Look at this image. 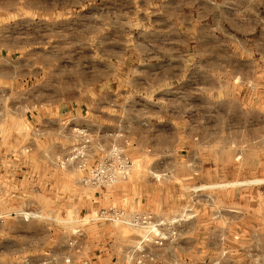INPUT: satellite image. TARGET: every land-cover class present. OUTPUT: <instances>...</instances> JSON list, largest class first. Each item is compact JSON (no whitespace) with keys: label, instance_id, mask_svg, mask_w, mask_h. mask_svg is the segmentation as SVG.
I'll return each instance as SVG.
<instances>
[{"label":"rangeland","instance_id":"rangeland-1","mask_svg":"<svg viewBox=\"0 0 264 264\" xmlns=\"http://www.w3.org/2000/svg\"><path fill=\"white\" fill-rule=\"evenodd\" d=\"M0 264H264V0H0Z\"/></svg>","mask_w":264,"mask_h":264},{"label":"crops","instance_id":"crops-1","mask_svg":"<svg viewBox=\"0 0 264 264\" xmlns=\"http://www.w3.org/2000/svg\"><path fill=\"white\" fill-rule=\"evenodd\" d=\"M78 110V108L75 109L72 106L68 111L44 108L27 113L25 119L30 127H35L43 133V138L46 141L51 138L57 140L60 137L59 132H62L63 129L62 121L65 115L68 116V121L75 120L79 114ZM42 160H45L44 162L51 161L50 158H42ZM42 160L40 159V161Z\"/></svg>","mask_w":264,"mask_h":264},{"label":"built area","instance_id":"built-area-1","mask_svg":"<svg viewBox=\"0 0 264 264\" xmlns=\"http://www.w3.org/2000/svg\"><path fill=\"white\" fill-rule=\"evenodd\" d=\"M104 171H106V164H104V163H101V164H99L98 166H96L95 167V169H93L92 171H91V174H92V176L93 177H96V176H103V173H104ZM143 218V217H142ZM122 220L123 221H140V217L139 216H135V217H132V218H122Z\"/></svg>","mask_w":264,"mask_h":264},{"label":"bare ground","instance_id":"bare-ground-1","mask_svg":"<svg viewBox=\"0 0 264 264\" xmlns=\"http://www.w3.org/2000/svg\"><path fill=\"white\" fill-rule=\"evenodd\" d=\"M152 231H153V229H152Z\"/></svg>","mask_w":264,"mask_h":264}]
</instances>
